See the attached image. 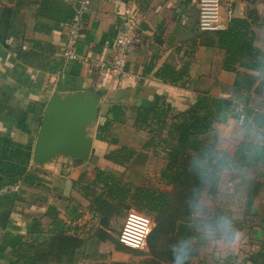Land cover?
<instances>
[{"label": "crops", "instance_id": "crops-1", "mask_svg": "<svg viewBox=\"0 0 264 264\" xmlns=\"http://www.w3.org/2000/svg\"><path fill=\"white\" fill-rule=\"evenodd\" d=\"M61 1L74 6L82 0ZM230 1L243 4L241 0ZM198 2L88 0L76 46L82 59L65 60L61 53L67 23L38 16L42 0H0V174L17 179L0 189V264L6 263L18 242L33 244L37 264H90L96 260L157 264L148 248L135 250L119 242L126 214L112 230L93 217L84 194L88 190L83 188L94 179L95 168L124 179L128 173L159 176L166 164L165 152L160 147H146L152 133L134 125L137 108L148 107L155 96L170 104L172 114L196 107L213 118L212 129L189 139L190 153L196 140L230 154L244 139L264 142V61L259 68L239 67L258 79L248 89L235 86L236 74L222 67L224 50L198 29ZM128 14L136 18V29L124 75L91 71L92 59L110 55L117 28ZM234 16H244L242 5ZM259 27L264 31L263 23ZM260 28H254L255 44L264 52ZM20 50L38 57L33 55L25 61ZM39 58L58 68L49 71L35 67L42 62ZM165 64L183 72L179 82L166 83L155 76ZM88 88L98 90L100 98V113L91 127L93 152L88 160L57 155L43 166L35 165L33 148L50 96L56 91ZM110 104L123 105L125 115L113 123L111 135L103 141L96 137V129L105 120ZM119 147L136 152L123 165L104 157ZM261 168L264 172V165ZM259 190L262 192L264 185ZM260 202V196L254 197L251 207ZM49 206L55 207L63 220L64 234L51 229Z\"/></svg>", "mask_w": 264, "mask_h": 264}, {"label": "trees", "instance_id": "trees-1", "mask_svg": "<svg viewBox=\"0 0 264 264\" xmlns=\"http://www.w3.org/2000/svg\"><path fill=\"white\" fill-rule=\"evenodd\" d=\"M76 6L66 4L61 0H42V10L37 15L68 24L74 15ZM259 18L260 15L254 10L250 11L249 15L232 16L225 29L214 31L208 38V40L224 50L223 69L235 73L234 85L244 89L250 88L258 78L240 71L239 67L259 68L264 61V52L255 44L254 22ZM262 21L264 24V16ZM7 22L8 20L6 19ZM18 53L21 54L25 61L34 58V54L30 51L20 50ZM34 56L38 57L36 54ZM43 59L39 58L42 62L35 67L42 70L48 69L49 71H55L58 68L57 64L53 67L44 63ZM182 74V71H176L172 66L165 64L156 71L155 76L166 83H177ZM172 110L173 108L170 104L161 100L159 96H155L148 107L137 108L134 125L152 133V137L147 142L146 147H155L156 134L160 135L163 130L167 131V138L164 139L165 147L162 148L165 152L166 164L161 169L159 178L165 185L174 187L180 193L181 203L176 207V211H182L183 216L194 213L196 208L200 206L199 198L203 192L212 194L216 191L223 171H237L251 166L264 165V142L249 139L240 141L233 154L216 148L212 143L196 140L194 151L190 153L187 149L189 139L192 136H199L212 129L213 118L196 107H189L178 114H172ZM124 115L125 108L123 105L110 104L104 114L105 120L97 126L96 137L99 140H108L113 123L122 121ZM135 153L130 148L119 147L106 153L104 157L107 160L123 165L128 163ZM95 170L94 179L83 187L86 191L88 190L84 194L90 202L88 211L105 227L109 228L111 218L119 215L117 208L124 207L126 203L135 204L136 201H144V204L138 206L139 212L145 210L160 214L169 206L168 195L165 193H160L157 196L154 191L147 188L123 182L120 176L100 168H95ZM3 173L0 174V189L17 182L16 178ZM262 178H264V172H261L256 180L257 186L255 189H251L250 193L247 194L244 213L250 214L249 216L252 217H258V220L264 224V194L261 195L259 190L264 185ZM26 180H29V178ZM258 196H260L262 202L255 207H251L254 197ZM163 209L165 210L163 211ZM47 215L51 218V229L64 234V222L59 218L57 209L49 206ZM220 217H227L230 220L229 212L219 211V213L214 212L212 214L210 224H214ZM159 218L161 219L157 223L156 232H153L152 228L147 241L149 253H152L154 257H157L162 250L159 251L154 248L156 244L152 243V237L156 234V237L159 238L163 231L161 228L164 227L163 219H168V216L164 218L159 216ZM173 223L175 222L173 221ZM231 224L235 237V233L244 228V223L231 221ZM173 225V229H175L172 239L173 249H170L169 252L171 255L174 254V248L181 241H187L190 245L188 261L191 256L195 255L192 250L195 245L191 243V237L195 235L198 238H202L204 235L202 233L198 234L188 219L184 220V222L177 219ZM261 226L262 224L258 228H262ZM262 231L258 230L256 232L261 233ZM262 246H264L263 243L257 253L249 256L246 263L264 264V247ZM36 257L32 243L18 242L5 264H37L38 259ZM160 260L168 262L169 258ZM155 263L159 264L157 260Z\"/></svg>", "mask_w": 264, "mask_h": 264}, {"label": "rangeland", "instance_id": "rangeland-1", "mask_svg": "<svg viewBox=\"0 0 264 264\" xmlns=\"http://www.w3.org/2000/svg\"><path fill=\"white\" fill-rule=\"evenodd\" d=\"M222 1L232 3L233 16L235 14V9L240 8L241 5L243 6L244 15H249L250 11L252 10L259 13L258 15H260V18L255 20L254 28L257 30L260 28L259 26H261L263 23L262 18L264 16V0H241L243 4L240 2L233 3V1L230 0ZM222 15L225 16L224 12H222ZM199 31L201 30L199 29ZM213 32L214 31H205L207 36L204 38L208 39ZM259 32L262 34V36H264V31H262L261 28ZM261 42L264 48V39H262ZM155 127L157 126L155 125ZM165 138H167V131L165 130H163L160 135L156 134L154 143L158 149L159 147L161 149L165 147ZM254 167L255 166H251L237 171H223L220 175V180L216 191L212 194L203 192L199 198L200 206L196 208L194 213L186 216H183L182 211H176V207H178V205L181 203L180 193H178L177 189H174V187L165 185L158 175H148L145 177L144 175L138 176L128 173L125 176L126 179H124L123 176H120L123 182H128L138 185V187L147 188L151 191H154L157 196L160 193H165L168 195L169 206H167L166 210L163 209V211L165 210L162 212L163 214L147 212L145 210L141 211L153 219V232H156L155 229L157 228V223L161 219L159 216H163V218L168 216V219H163L164 227L161 228L163 231L162 234L159 235V238L156 237V234L152 237V243L156 244L154 248L159 251L162 250L157 255V257L155 256V259H152V261L156 262V259L160 260L162 258L164 260L169 258V260L174 261V254L171 255L169 250L173 249L172 239L175 230L173 229V224L176 223L177 219L181 220V222H184V220L188 219L197 233H202L204 235V226L210 224L212 214L214 212L219 213V211H224L229 212V218L231 221H239L244 223V228L237 231L235 233L234 239L232 240L219 238L221 237L218 236L220 235L219 233L211 238H208L205 235L202 238H198L197 236L193 235L190 241L195 245L194 249L192 248L195 255L189 258L187 264H247L246 260L249 258V256L257 253L262 243L264 244V224L258 220V217H252L249 216L250 214L248 215L244 213L247 194L250 193L251 189H255L257 186L256 180L259 178L260 172L262 170L261 166H259L260 168ZM256 167H258V165H256ZM262 181H264V178H262ZM260 193L263 195L264 190ZM144 203V201H136L135 204L126 203L124 207L117 208L119 210V215H115L111 218L112 220L109 229H113L116 221H118L121 215L127 214V212L132 209L139 211L140 209L138 206ZM174 217L176 218L174 219ZM173 221L175 223H173ZM261 224L263 231L262 228H258ZM258 230H261L262 232H256ZM116 233H118V230ZM94 262L109 264L100 260H96ZM144 262L145 261L141 260L138 264H143Z\"/></svg>", "mask_w": 264, "mask_h": 264}, {"label": "built area", "instance_id": "built-area-1", "mask_svg": "<svg viewBox=\"0 0 264 264\" xmlns=\"http://www.w3.org/2000/svg\"><path fill=\"white\" fill-rule=\"evenodd\" d=\"M87 5L88 0L80 1L75 8L71 21L67 24V35L61 53L62 58L65 60L82 59L76 52V46L81 36ZM222 12H224L225 16L222 15ZM232 14L233 7L231 2L199 0L198 27L201 31L223 30L233 16ZM135 29L136 18L132 14L126 15L117 28L115 37L110 44V55L92 59L90 63L86 60L90 64L91 71L110 72L115 76L124 75L127 56L135 40ZM153 225V219L149 215L132 209L126 214L118 234V240L128 248L145 250L147 249V241Z\"/></svg>", "mask_w": 264, "mask_h": 264}, {"label": "water", "instance_id": "water-1", "mask_svg": "<svg viewBox=\"0 0 264 264\" xmlns=\"http://www.w3.org/2000/svg\"><path fill=\"white\" fill-rule=\"evenodd\" d=\"M94 88L54 92L44 108L33 148V163L43 166L57 155L88 160L91 127L100 113Z\"/></svg>", "mask_w": 264, "mask_h": 264}, {"label": "clouds", "instance_id": "clouds-1", "mask_svg": "<svg viewBox=\"0 0 264 264\" xmlns=\"http://www.w3.org/2000/svg\"><path fill=\"white\" fill-rule=\"evenodd\" d=\"M217 233L224 239H233L234 230L231 221L227 217H220L214 224H207L204 226V235L208 238L215 236ZM175 264H186L190 254V245L187 241H181L174 248Z\"/></svg>", "mask_w": 264, "mask_h": 264}]
</instances>
